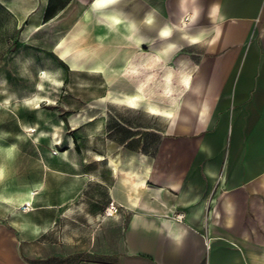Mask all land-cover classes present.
Here are the masks:
<instances>
[{
	"label": "rangeland",
	"instance_id": "374dc122",
	"mask_svg": "<svg viewBox=\"0 0 264 264\" xmlns=\"http://www.w3.org/2000/svg\"><path fill=\"white\" fill-rule=\"evenodd\" d=\"M43 6L0 0V86L13 94L8 105L0 98V147H14L10 158L0 149V185L40 188L27 209L0 203V245L27 264H108L129 223L125 210L146 184L144 155L164 152L157 133L166 130L168 93L183 68L124 50L103 19L69 9L49 22ZM40 70L49 74L39 79ZM37 92L40 109L25 100ZM192 150L179 145L176 153Z\"/></svg>",
	"mask_w": 264,
	"mask_h": 264
},
{
	"label": "crops",
	"instance_id": "0c3cea01",
	"mask_svg": "<svg viewBox=\"0 0 264 264\" xmlns=\"http://www.w3.org/2000/svg\"><path fill=\"white\" fill-rule=\"evenodd\" d=\"M40 1L49 22L78 9L183 68L108 264H264V0ZM0 264L27 263L0 245Z\"/></svg>",
	"mask_w": 264,
	"mask_h": 264
},
{
	"label": "bare ground",
	"instance_id": "6f19581e",
	"mask_svg": "<svg viewBox=\"0 0 264 264\" xmlns=\"http://www.w3.org/2000/svg\"><path fill=\"white\" fill-rule=\"evenodd\" d=\"M114 20L119 21V19L116 16H111ZM58 48L61 50L65 49V38L61 37L58 41ZM63 63V62H62ZM90 70L93 72H96L98 70V67H91ZM41 71V70H40ZM74 72V71H73ZM49 73L47 70H42L39 73V79L44 78L47 76ZM55 80V79H52ZM0 82L3 83L2 79L0 78ZM38 87H41V84L38 85ZM7 87L6 86H0V91H4L5 95L0 97L2 100L5 101V103L10 104L8 100L13 96V94L10 91H6ZM129 101L133 102L135 101V96H130ZM27 102H30L34 108L40 109V101L44 100V96L41 94L34 93L31 97L25 98ZM171 118V117H170ZM56 146V143H54ZM2 151L5 152L7 157H12L13 152H14V147L13 144L7 143L4 144L0 147ZM57 149V148H55ZM98 161H102V157L100 155H96ZM3 174V167L0 165V175ZM139 183V182H138ZM34 190H39L38 185H23V186H17L15 189H12L9 185L7 184H2L0 185V203L4 205L6 208L12 207V208H25L31 206L35 202V197H34ZM109 210L111 211H116V208L114 207L113 204H110ZM26 212V211H25Z\"/></svg>",
	"mask_w": 264,
	"mask_h": 264
}]
</instances>
